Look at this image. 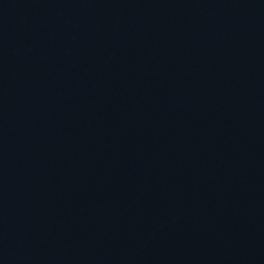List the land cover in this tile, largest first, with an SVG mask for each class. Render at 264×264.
Listing matches in <instances>:
<instances>
[{
  "label": "water",
  "instance_id": "water-1",
  "mask_svg": "<svg viewBox=\"0 0 264 264\" xmlns=\"http://www.w3.org/2000/svg\"><path fill=\"white\" fill-rule=\"evenodd\" d=\"M0 264H264V0H0Z\"/></svg>",
  "mask_w": 264,
  "mask_h": 264
}]
</instances>
